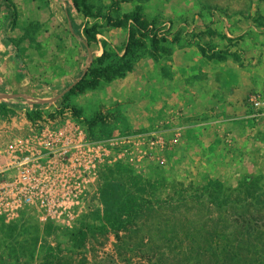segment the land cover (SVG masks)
Returning <instances> with one entry per match:
<instances>
[{"label":"rangeland","instance_id":"obj_1","mask_svg":"<svg viewBox=\"0 0 264 264\" xmlns=\"http://www.w3.org/2000/svg\"><path fill=\"white\" fill-rule=\"evenodd\" d=\"M13 2L14 10L6 4L0 21L3 100L33 103L68 84L86 66V27L100 33L98 45L90 47V68L105 51L122 59L134 32L143 46L136 50L141 58L134 59L133 72L111 82L101 80L97 88L66 100L63 96L40 108L35 121L64 118L74 107L82 110L84 119L98 117L92 130L98 141L146 135L155 136V143L135 138L133 162L106 165L81 209L64 222L52 221L48 228L33 213L11 220L0 217V264H216L209 251L224 249L226 243L238 257L243 253L252 260L264 259V108L256 111L249 103L251 95L264 93V0H84L79 11L71 0H51V7L46 0L41 9L37 0ZM130 14H136L146 30H132V21L124 26ZM36 22L43 27L39 51L16 49L10 38H18L21 27ZM59 31L70 35L60 47ZM188 49L212 63L206 75L197 68L202 63L193 71L184 70L188 75L192 71L190 78H204L202 88L215 101L210 102L211 112L206 117L186 112L184 103L192 102L199 87L195 79L190 85L178 84L186 101H169L163 114L154 111L152 98L146 103L140 99L145 97L140 70L159 76L163 63ZM216 65L222 91L216 90V79L207 78L216 76ZM190 86L191 92L186 89ZM169 89L167 85L164 98ZM12 110L0 109V160L6 144L26 135L35 122L26 111ZM210 182H218L220 189ZM211 195L219 198L217 205ZM138 207L135 219L120 231L107 224L108 212L126 222ZM82 227L88 228L87 239L76 244L71 234ZM226 247L223 255L230 256ZM229 260L238 261L231 256Z\"/></svg>","mask_w":264,"mask_h":264},{"label":"built area","instance_id":"obj_2","mask_svg":"<svg viewBox=\"0 0 264 264\" xmlns=\"http://www.w3.org/2000/svg\"><path fill=\"white\" fill-rule=\"evenodd\" d=\"M249 103L261 111L264 93L251 95ZM31 124L26 135L6 144L0 160V217L8 220L33 213L42 224L66 221L81 209L106 165L133 162L135 138L155 143V136L146 135L92 140L70 111Z\"/></svg>","mask_w":264,"mask_h":264},{"label":"trees","instance_id":"obj_3","mask_svg":"<svg viewBox=\"0 0 264 264\" xmlns=\"http://www.w3.org/2000/svg\"><path fill=\"white\" fill-rule=\"evenodd\" d=\"M39 3V8L41 9L42 6H46L47 2L46 0H37ZM83 1V2H82ZM6 4L8 5L9 10H14L15 5L13 0H5ZM74 8L76 10H80L81 7L85 6L84 4V0H71ZM16 14L14 13V18L13 20L16 19ZM93 16L95 18H97V15ZM107 19H109V17H106ZM134 22V26L133 28H138L140 30H146L147 26L145 23L141 22L139 20V18L137 17L136 14H130L125 16V21H124V26L126 24H128L129 22ZM14 22V21H13ZM22 34L18 37V38H10V41L12 42V44H14V46L16 47V49L18 50H33V53L35 54V52H38L40 49V34L43 31V27L40 23H29L23 27L20 28ZM131 30V32H132ZM85 36L89 42V45L91 48H93V45H98V39H97V35L100 34L97 30L96 27L90 26V27H86L84 30ZM218 34L219 36L223 37V35H221V33H215ZM70 35L67 33H64L63 31H59V34L56 36L58 42H59V47L61 45H66V39L69 37ZM225 38V37H224ZM132 42V43H130ZM153 43V46H157V42L156 39L151 41ZM143 45L138 43V40L135 38L134 32L130 33V39H129V45L127 47V50L125 52V56L122 57V59L118 60L116 58H112L110 57V55L108 53H106V51L103 53V55L99 58H97L94 61V64L91 68H89L87 75L85 76L84 79H82L69 93H67L63 99H67L69 97H71L72 95L75 94H83L88 90H93L95 88H97V86L99 85L101 80H105L107 82H111L117 78H124L126 76L127 73L133 72L134 70V59H138L141 58L140 56V52L137 53V49L139 47H141ZM160 50V49H159ZM163 50V49H161ZM160 50V51H161ZM165 50V49H164ZM235 61H239L240 60V56L237 53H233L231 55ZM112 59V60H111ZM109 60L110 63L106 64V62H108ZM118 60V61H117ZM104 78V79H103ZM67 107V105H66ZM0 109L2 111H13L12 109H9L3 105H0ZM72 110V115L73 118L80 123L84 129L86 130L88 137L92 140H96L95 138V134L92 131L94 129V127L99 123L98 117L88 120V119H84L82 117V110L81 109H77L74 107L70 108ZM63 112H61L60 114H62ZM27 117L30 121H35L37 118L41 117V109H37V110H32V111H26ZM210 187L215 188V189H220V184L218 182H210L209 183ZM211 200L214 204L217 205V202L219 201L218 197H215L214 195H211ZM142 204V203H141ZM140 206V205H139ZM140 207L137 208V211H133L132 215L129 216L130 220L128 221H123L121 219V217L119 215L117 216H113V214L111 212L107 213L106 216V221L107 224L112 227L113 230H115L116 232L120 231L121 229H123L127 224H129V221H133V219H135V215L138 213ZM127 223V224H126ZM48 228L53 227L52 223L49 222L46 224ZM104 228V227H103ZM88 228L87 227H82L79 230L73 232L71 234L72 240L76 243L79 244L81 242H83L85 239H87L88 233H87ZM214 243H216L217 245L219 244V242L217 241H213ZM213 246V244H211V247ZM219 246V245H218ZM227 246V247H226ZM225 247L226 249H228V244L226 243V245L221 248V250H216V249H210V254L214 257L218 259V262H220V264H235V262H233L230 259V256L232 257V259L236 258L237 263L236 264H261V262H263L264 264V259L261 260V258H258L255 260H252V258H248L246 255H244L243 253L239 255H236L235 253H232L229 250L227 251L229 255H227L225 253V255H223V252L225 251ZM219 253H222V256H219ZM201 255V254H200ZM204 255L207 256V253H205ZM204 255H201V257ZM216 264H219V263ZM211 264V263H209Z\"/></svg>","mask_w":264,"mask_h":264},{"label":"crops","instance_id":"obj_4","mask_svg":"<svg viewBox=\"0 0 264 264\" xmlns=\"http://www.w3.org/2000/svg\"><path fill=\"white\" fill-rule=\"evenodd\" d=\"M176 56L179 58H176ZM202 63V65H199L202 71H199V73H203L204 75H206L205 69L208 67V64H212V63H206L204 61V59L202 58V56L200 55V53H195L194 49H188V50H183V51H176L172 57V59L167 62V63H163L159 69L161 71L159 76H154V78H152V76L150 75V71H144V69L142 68L138 74L139 78H138V82L139 84H141L142 86L140 87V89L144 90V94L145 97L140 98L143 102H147L148 100L150 101L152 98L153 101V108L154 111H158L159 113L163 114L164 110L166 111V109L163 110V106H165L166 104H168L169 101L171 102H177V101H186L185 96H181L179 94V87L178 84L180 82H183L186 85H190V81L192 79H195V81H197V84L199 85L197 91L195 92V97H191L193 98L191 103H188L186 101V112L188 113H192V112H196L197 115H200V117L203 115L204 117L208 116V114L211 112L212 107L210 102L213 101V103H215V101L212 99L210 101V99H208L207 95H206V91L205 89H203L202 87V79L204 78H200L198 77H189L191 75V72L193 71V68H196V64ZM145 66V63H143ZM215 64V63H214ZM226 63L222 62L220 65L221 66H225ZM219 65V64H218ZM217 66V65H216ZM220 66V67H221ZM167 68L170 69V73H165L164 74V70H166ZM191 69L192 71H190V75H188V72H184V70H188ZM218 66L216 67V71L214 72V74L216 75L214 78H210V76L207 75L208 79H216V81H214V84H217L219 81L218 78ZM223 72H227L226 68L223 69ZM188 73V74H187ZM150 75V76H149ZM170 75V76H169ZM181 78V79H178ZM245 79H247V75L246 77H244ZM125 79H131V77H127ZM149 79H155L153 82L150 81ZM234 78L232 77V80ZM240 79H243L242 76L240 75ZM125 81V80H124ZM226 81V79H225ZM224 81V82H225ZM228 81V79H227ZM222 82V84L224 83ZM233 82L230 83V85H232ZM212 84V82H211ZM167 85H170V89H169V93L167 95V98L163 97V93H164V89L167 87ZM225 85V84H223ZM150 86V89H154L153 93L151 91L148 90L147 87ZM222 85H219L218 83V87H216V90L222 91L223 87H221ZM187 91L191 92V86L190 88H186ZM186 89L184 90V92L186 91ZM235 90V88H234ZM158 91V92H157ZM155 93V97L153 96V94ZM228 94V98L232 97L231 92L228 91L226 92ZM231 99V98H229ZM148 101V102H149ZM167 101V102H166ZM183 103V102H182ZM161 105V107H160ZM226 105V103L224 104V106ZM209 106V107H208ZM146 108L150 107V103H148L147 105H145ZM208 107V109H206ZM229 107V106H228ZM211 117V116H209ZM189 118V117H187ZM188 126H190V123H186ZM184 126H187V125Z\"/></svg>","mask_w":264,"mask_h":264},{"label":"water","instance_id":"obj_5","mask_svg":"<svg viewBox=\"0 0 264 264\" xmlns=\"http://www.w3.org/2000/svg\"><path fill=\"white\" fill-rule=\"evenodd\" d=\"M0 2H1V8H0V21H1V19L3 17L4 9L6 7V2H5V0H0ZM50 7H51V0H50ZM58 25H59V23H58ZM60 27L65 28L61 25H60ZM65 29H68V28H65ZM84 44L86 46L87 53H88L87 54V60H86V66L68 84H66L63 88H61L55 94H53V95H51L45 99L39 100L37 102L25 103V104L10 103V102L3 100L0 97V105H3L7 108L14 109V110L32 111V110H37V109L43 108L47 105H50L52 103L59 101L63 96H65L67 93H69L82 79L85 78V76L87 75L88 70L92 64L93 56H92V51L90 49V45H89L87 39L84 40Z\"/></svg>","mask_w":264,"mask_h":264}]
</instances>
